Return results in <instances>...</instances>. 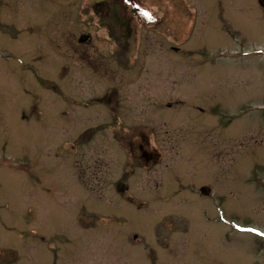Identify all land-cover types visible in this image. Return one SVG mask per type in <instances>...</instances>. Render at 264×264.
Segmentation results:
<instances>
[{
  "label": "rangeland",
  "instance_id": "374dc122",
  "mask_svg": "<svg viewBox=\"0 0 264 264\" xmlns=\"http://www.w3.org/2000/svg\"><path fill=\"white\" fill-rule=\"evenodd\" d=\"M257 232L259 0H0V264H264Z\"/></svg>",
  "mask_w": 264,
  "mask_h": 264
},
{
  "label": "trees",
  "instance_id": "16d2710c",
  "mask_svg": "<svg viewBox=\"0 0 264 264\" xmlns=\"http://www.w3.org/2000/svg\"><path fill=\"white\" fill-rule=\"evenodd\" d=\"M137 9H139L138 13H137V17H138L139 22H141L143 24H149L155 20L152 18V15L149 12H147L146 10H143L140 8H137Z\"/></svg>",
  "mask_w": 264,
  "mask_h": 264
},
{
  "label": "water",
  "instance_id": "95a60500",
  "mask_svg": "<svg viewBox=\"0 0 264 264\" xmlns=\"http://www.w3.org/2000/svg\"><path fill=\"white\" fill-rule=\"evenodd\" d=\"M261 5L264 7V0H261L260 1ZM89 36L88 35H83L81 38H80V43H85L89 40ZM207 192H209L208 189H206Z\"/></svg>",
  "mask_w": 264,
  "mask_h": 264
},
{
  "label": "snow or ice",
  "instance_id": "6c2138e0",
  "mask_svg": "<svg viewBox=\"0 0 264 264\" xmlns=\"http://www.w3.org/2000/svg\"><path fill=\"white\" fill-rule=\"evenodd\" d=\"M249 231L256 232L257 230H255V229H249ZM257 234L258 235H264V233H259V232H257Z\"/></svg>",
  "mask_w": 264,
  "mask_h": 264
},
{
  "label": "flooded vegetation",
  "instance_id": "af4514ba",
  "mask_svg": "<svg viewBox=\"0 0 264 264\" xmlns=\"http://www.w3.org/2000/svg\"><path fill=\"white\" fill-rule=\"evenodd\" d=\"M259 4H260V0H259Z\"/></svg>",
  "mask_w": 264,
  "mask_h": 264
}]
</instances>
